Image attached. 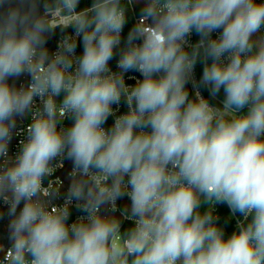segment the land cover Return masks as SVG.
I'll use <instances>...</instances> for the list:
<instances>
[{
	"label": "clouds",
	"instance_id": "9594fccd",
	"mask_svg": "<svg viewBox=\"0 0 264 264\" xmlns=\"http://www.w3.org/2000/svg\"><path fill=\"white\" fill-rule=\"evenodd\" d=\"M81 4L0 0V264H264V0Z\"/></svg>",
	"mask_w": 264,
	"mask_h": 264
},
{
	"label": "built area",
	"instance_id": "2783aa9c",
	"mask_svg": "<svg viewBox=\"0 0 264 264\" xmlns=\"http://www.w3.org/2000/svg\"><path fill=\"white\" fill-rule=\"evenodd\" d=\"M140 7H141V4H134V6L129 9V12H128L129 25L126 26V28H125V34H126L127 30H128V27H130L135 22L137 17L139 16ZM51 36H52V44H51L50 50H54L55 47H56L57 41H58V39L61 36V33L59 32V30H57V32L55 34L51 35ZM195 39H197V37L195 35H193L192 40L194 41ZM79 51H80V49L78 48L77 52L79 53ZM112 67L115 68V60L112 61ZM200 71H201V67H200V65H197V69H196V78H197V80H199ZM136 75H138V74H136ZM28 79H29V77L27 78V82H28ZM132 82L133 81H129V83H132ZM188 87H189L190 90L192 89V85L191 84H189ZM201 92H202V94L204 96H206V97L208 96V92H207L206 89H201ZM216 102L217 101H212V103H216ZM120 110L124 111L125 107L122 105ZM111 122H112V120L110 118L109 119V124H111ZM17 127L18 128H22L23 124L18 123ZM21 138L22 137H18V136H15V135L13 136V139L10 142V145H9V155L14 154L18 150V141ZM71 166H72L71 165V161L65 160L64 161V167L58 169L56 171L54 177H53V179L59 178L60 180L63 181L62 187L60 189L59 196H58L57 199H55L53 201V203H56V204L62 203L64 194L66 193L67 188H68L69 183H70V180H69V177H68V173L71 170ZM125 202H126V198L124 200L118 201V207L122 209ZM0 210L7 211L6 206L3 204L2 201H0ZM215 212L219 216V218H220L219 222L225 228L226 234H230L234 230L235 219L234 218H230V210L228 209L227 205H225V204L216 205L215 206ZM78 214L79 213L75 209H73V217L72 218L74 219L76 217V215H78ZM125 224H128V222L125 221L124 225ZM0 256H2V253H0Z\"/></svg>",
	"mask_w": 264,
	"mask_h": 264
},
{
	"label": "flooded vegetation",
	"instance_id": "af4514ba",
	"mask_svg": "<svg viewBox=\"0 0 264 264\" xmlns=\"http://www.w3.org/2000/svg\"><path fill=\"white\" fill-rule=\"evenodd\" d=\"M51 44H52V36H50L49 39H48V44H47V46H48L49 49L51 48ZM0 211H3V212L6 213L5 210H0ZM4 216H5V215H4ZM4 216H3L2 218H0V242H2V243L5 245V247H6L7 244H8L7 234L4 233V232L2 231L3 225H5V224H4V223H5ZM1 227H2V228H1Z\"/></svg>",
	"mask_w": 264,
	"mask_h": 264
},
{
	"label": "water",
	"instance_id": "95a60500",
	"mask_svg": "<svg viewBox=\"0 0 264 264\" xmlns=\"http://www.w3.org/2000/svg\"><path fill=\"white\" fill-rule=\"evenodd\" d=\"M14 3H15V0H14ZM27 78H28L27 75L22 76L21 78H19V79L16 81V85H17V86H20L21 83L26 84V82H27ZM10 83H11V81H10ZM9 145H10V144H9ZM0 162H2V158H0ZM7 246H8V245H7ZM7 246H6V247H7Z\"/></svg>",
	"mask_w": 264,
	"mask_h": 264
},
{
	"label": "trees",
	"instance_id": "16d2710c",
	"mask_svg": "<svg viewBox=\"0 0 264 264\" xmlns=\"http://www.w3.org/2000/svg\"><path fill=\"white\" fill-rule=\"evenodd\" d=\"M90 0H82V4H81V7H83L85 4L89 3ZM220 223V222H219ZM128 224H125L124 227H127Z\"/></svg>",
	"mask_w": 264,
	"mask_h": 264
},
{
	"label": "crops",
	"instance_id": "0c3cea01",
	"mask_svg": "<svg viewBox=\"0 0 264 264\" xmlns=\"http://www.w3.org/2000/svg\"><path fill=\"white\" fill-rule=\"evenodd\" d=\"M4 219H5V221H6V222L4 223V224H5V227H7V223H8V219H9V218L5 215V216H4ZM6 234H7V232H6ZM7 245H9V241H8V244H7Z\"/></svg>",
	"mask_w": 264,
	"mask_h": 264
},
{
	"label": "rangeland",
	"instance_id": "374dc122",
	"mask_svg": "<svg viewBox=\"0 0 264 264\" xmlns=\"http://www.w3.org/2000/svg\"><path fill=\"white\" fill-rule=\"evenodd\" d=\"M1 228H2V227H1ZM2 231H3L4 233L7 232V227H5V225H3Z\"/></svg>",
	"mask_w": 264,
	"mask_h": 264
}]
</instances>
